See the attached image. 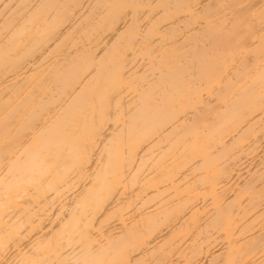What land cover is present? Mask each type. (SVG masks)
Returning a JSON list of instances; mask_svg holds the SVG:
<instances>
[{
  "label": "bare ground",
  "instance_id": "bare-ground-1",
  "mask_svg": "<svg viewBox=\"0 0 264 264\" xmlns=\"http://www.w3.org/2000/svg\"><path fill=\"white\" fill-rule=\"evenodd\" d=\"M0 264H264V0H0Z\"/></svg>",
  "mask_w": 264,
  "mask_h": 264
}]
</instances>
